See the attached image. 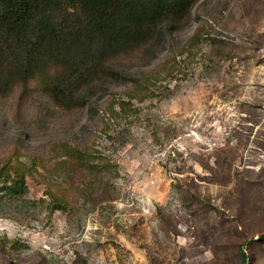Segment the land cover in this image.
I'll list each match as a JSON object with an SVG mask.
<instances>
[{
	"label": "rangeland",
	"instance_id": "obj_1",
	"mask_svg": "<svg viewBox=\"0 0 264 264\" xmlns=\"http://www.w3.org/2000/svg\"><path fill=\"white\" fill-rule=\"evenodd\" d=\"M106 66L70 107L60 66L0 94V264H264V0H196Z\"/></svg>",
	"mask_w": 264,
	"mask_h": 264
},
{
	"label": "trees",
	"instance_id": "obj_2",
	"mask_svg": "<svg viewBox=\"0 0 264 264\" xmlns=\"http://www.w3.org/2000/svg\"><path fill=\"white\" fill-rule=\"evenodd\" d=\"M195 1L0 0V94L60 66L46 90L54 103L70 107L105 75L109 60L154 38L170 17H183ZM9 190L20 199L28 193L22 171ZM63 209L57 203L52 211ZM240 255L247 264L243 247Z\"/></svg>",
	"mask_w": 264,
	"mask_h": 264
}]
</instances>
